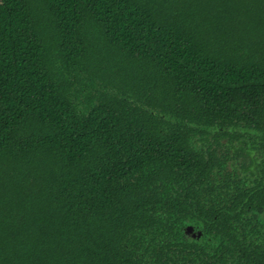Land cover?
I'll return each instance as SVG.
<instances>
[{
    "label": "trees",
    "instance_id": "1",
    "mask_svg": "<svg viewBox=\"0 0 264 264\" xmlns=\"http://www.w3.org/2000/svg\"><path fill=\"white\" fill-rule=\"evenodd\" d=\"M256 167L264 0H0V264L198 256Z\"/></svg>",
    "mask_w": 264,
    "mask_h": 264
},
{
    "label": "flooded vegetation",
    "instance_id": "2",
    "mask_svg": "<svg viewBox=\"0 0 264 264\" xmlns=\"http://www.w3.org/2000/svg\"><path fill=\"white\" fill-rule=\"evenodd\" d=\"M209 137L214 136L204 137L205 145L208 148L203 149L204 157H207L208 152L215 150V155L218 157L213 159V163L223 161L221 155L226 154V152L224 149L214 148L216 142ZM219 143L222 144V142ZM228 153L235 152L232 150ZM214 170L217 169L213 168L212 171ZM248 176L250 181L243 184L237 182V186L245 187L247 193L251 192V195L239 203L235 210L230 211L222 208L219 214L215 216V218H220L218 226H211L208 219H206V224H195L190 217L185 220L182 235L187 236L192 242L199 243L202 250L198 249L200 251L198 256L193 254L189 256L187 254L191 248L187 244L184 247L174 246L172 250L176 253L181 250L184 251L185 257L183 259L175 258L171 264H264V258H260L262 254L260 250L251 254L250 257L244 255L240 250L243 246V250L252 247L253 249L247 250L248 252L252 251L255 248L257 237L260 240L264 238V171L260 167H256L255 173ZM255 178H257L256 182H254ZM176 195L175 192L173 197L175 198ZM229 227L237 235L239 245L236 243L235 246L233 244L226 245ZM213 240L217 242L213 243ZM245 244L248 246H244Z\"/></svg>",
    "mask_w": 264,
    "mask_h": 264
}]
</instances>
